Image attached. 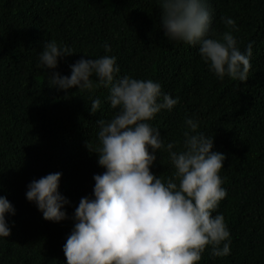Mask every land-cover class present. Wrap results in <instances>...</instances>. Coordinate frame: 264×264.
<instances>
[{
	"label": "trees",
	"instance_id": "1",
	"mask_svg": "<svg viewBox=\"0 0 264 264\" xmlns=\"http://www.w3.org/2000/svg\"><path fill=\"white\" fill-rule=\"evenodd\" d=\"M216 35L230 29L239 49L255 41L247 81L220 80L201 60L198 46L169 40L160 21L158 0H0V196L15 208L6 217L11 234L0 238V264H67L63 247L75 208L91 196L98 166L99 119L115 110L109 90L50 87L54 73L70 76L81 58H117L119 76L151 79L179 103L149 123L165 146L182 148L186 118L199 121L198 132L214 139L213 151L225 155L220 176L226 197L213 214L223 213L231 235V253L214 258L206 246L198 264H264V0H208ZM49 40L72 55L55 70L38 67V54ZM111 52H105V44ZM94 82L96 78L93 77ZM101 107L93 115L92 101ZM152 173L167 179L174 168L169 153H156ZM62 173L59 192L67 198V219H43L26 200L27 185L49 173Z\"/></svg>",
	"mask_w": 264,
	"mask_h": 264
},
{
	"label": "clouds",
	"instance_id": "2",
	"mask_svg": "<svg viewBox=\"0 0 264 264\" xmlns=\"http://www.w3.org/2000/svg\"><path fill=\"white\" fill-rule=\"evenodd\" d=\"M158 3L167 39L198 46L201 60L218 79L247 81L255 41L244 52L239 49L234 19L221 16L230 30L217 36L208 0ZM104 47L111 52L107 43ZM72 54L67 46L49 40L37 66L55 70L59 59ZM70 68V76L54 73L48 78L50 87L67 92L102 86L109 90L107 100L115 112L96 123L99 144L94 153L105 171L93 176L92 195L82 197L75 208L74 227L63 247L67 264H198L206 246L214 258L229 256L230 230L223 213L213 214L227 195L220 176L226 157L213 151V137L198 132L199 121L189 117L183 121L182 148L173 150L175 141L165 146L149 121L163 110L171 111L179 97L164 93L151 79L119 76L115 56L81 58ZM100 107V99H94L91 113ZM161 148L174 168L166 180L150 170ZM61 176L56 172L33 180L25 192L43 219L54 223L68 218L69 201L59 192ZM9 215H15V208L0 196V238L11 234Z\"/></svg>",
	"mask_w": 264,
	"mask_h": 264
}]
</instances>
